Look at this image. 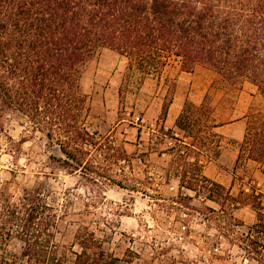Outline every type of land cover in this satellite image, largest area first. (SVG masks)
<instances>
[{"label":"trees","instance_id":"1","mask_svg":"<svg viewBox=\"0 0 264 264\" xmlns=\"http://www.w3.org/2000/svg\"><path fill=\"white\" fill-rule=\"evenodd\" d=\"M106 48L124 56L129 70L160 73L177 61L191 72L202 65L227 85L249 82L264 96V0H0V135L8 115L16 113L58 145L64 168L86 180L97 175L118 185L129 181L122 162L133 167L131 155L111 135L99 136L86 125L85 74ZM173 101L169 89L163 116ZM216 110L209 94L199 104L184 102L176 129L157 131L161 142L171 140L160 153L173 156L170 165L181 189L235 206L257 196L242 191L234 197L203 171L202 156H220V128L236 121L218 117ZM244 157L264 173V112L247 116L237 162ZM114 167L122 171L119 179ZM51 195L45 182L22 189L18 197L5 184L0 188V264H67L68 253L72 264L132 263L136 253L118 256L109 248L112 235L101 229L98 237L85 223L69 245L57 241L67 209L50 202ZM255 204L259 222L246 240L264 263V213ZM16 242L20 249L11 251Z\"/></svg>","mask_w":264,"mask_h":264},{"label":"rangeland","instance_id":"2","mask_svg":"<svg viewBox=\"0 0 264 264\" xmlns=\"http://www.w3.org/2000/svg\"><path fill=\"white\" fill-rule=\"evenodd\" d=\"M84 86L89 93L86 125L99 136L111 135L127 150L134 166L122 164L130 180L118 185L97 175L86 180L80 172H71L61 165L56 143L11 113L0 135V188L5 184L18 197L24 188L47 183L52 190L50 202L67 209V216L59 220L57 241L69 245L85 223L98 237L104 235L101 229L111 234L109 248L118 256L136 253L131 264H264L256 260L263 259L262 253L249 248L246 240L259 222L253 203H260L264 213V173L246 157L237 162L247 116L264 112V96L257 87L249 82L227 85L202 65L186 72L177 61H170L160 73L148 74L138 67L129 70L127 59L107 48L90 61ZM169 89L174 99L198 104L209 94L218 105V117L236 119L220 128V156L201 157L203 171L232 196L240 198L244 191L257 198L222 206V201H210L202 191L180 188L170 165L173 156L160 153L171 140L161 142L157 136L162 127L176 129L181 112L169 107L162 115ZM121 172L114 167L118 179ZM20 246L16 242L10 250ZM260 250L264 253V247ZM72 261L68 253L67 264Z\"/></svg>","mask_w":264,"mask_h":264},{"label":"crops","instance_id":"3","mask_svg":"<svg viewBox=\"0 0 264 264\" xmlns=\"http://www.w3.org/2000/svg\"><path fill=\"white\" fill-rule=\"evenodd\" d=\"M183 102H184V100L182 101V99H179V98L175 97L173 103L170 105V110L174 109L176 113L180 112L181 109H182L181 106H182Z\"/></svg>","mask_w":264,"mask_h":264}]
</instances>
